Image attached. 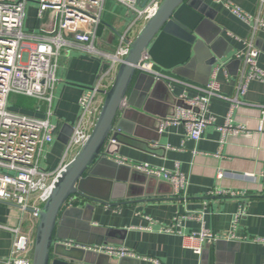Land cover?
<instances>
[{
	"label": "crops",
	"instance_id": "crops-1",
	"mask_svg": "<svg viewBox=\"0 0 264 264\" xmlns=\"http://www.w3.org/2000/svg\"><path fill=\"white\" fill-rule=\"evenodd\" d=\"M188 3L202 18L197 28L200 40L184 66L168 73L202 87L210 71L220 66L217 74L220 93L235 97L242 71V63L235 55L245 48L244 42L250 41L258 50L256 63L264 71V29L253 33L225 4L239 7L250 16H258L263 22L264 4L261 0H188ZM115 6L125 10L116 1L105 0L101 13L96 47L106 52L115 50L118 34L130 23L110 13ZM37 8L35 2L26 5L25 32L37 33L45 29V16L38 19ZM104 68L100 58L78 50L61 53L52 100L53 116L49 117L50 122L58 124L60 133L66 124L76 120L78 98L94 85ZM147 79L145 76L137 78V84L131 87L125 100V108L139 106L141 125L135 128L138 127L142 138H137L131 147L120 146L118 160H125L130 166L145 164L151 169L179 170L185 177L186 188L176 196L173 186L162 176L155 175L158 180L153 186L138 190L120 206L93 205L87 224L100 231L99 239L103 242L85 247L125 248L133 255L121 260L104 254L107 258L97 260V264H154L152 260L161 264H264V247L252 241L264 239V117L256 106L264 105V83L251 81L245 94L239 96L245 104L238 107H232L225 99L213 98L208 116L215 122L205 128L200 141L193 142L185 138L181 125L157 131L155 119L170 112L174 98L179 99L183 94L194 97L198 92L163 81L166 87L158 89L147 106L140 98ZM7 108L20 115L46 118V103L32 98L11 95ZM228 117L233 125L244 126L246 133L222 136L216 127L222 126ZM261 122L262 129L258 130ZM54 137L42 153L41 166L49 170L58 167L65 146L58 135ZM224 191L234 196L218 194ZM240 206L245 215L237 220ZM71 208L82 206L70 201L66 210ZM76 213L60 219V228L81 231L83 226L88 227L83 222L85 214ZM19 218L16 206L0 202V224L14 227ZM29 227V221L24 220L23 229ZM36 228L37 225L31 229L34 238ZM165 229L173 233H166ZM201 230L211 231L219 240L208 245L201 243L200 254H195L190 247L196 241L192 243L187 237ZM11 242L12 234L0 229L1 261L9 255ZM69 242L75 244L76 241Z\"/></svg>",
	"mask_w": 264,
	"mask_h": 264
},
{
	"label": "built area",
	"instance_id": "built-area-1",
	"mask_svg": "<svg viewBox=\"0 0 264 264\" xmlns=\"http://www.w3.org/2000/svg\"><path fill=\"white\" fill-rule=\"evenodd\" d=\"M114 1L123 6L132 15L133 20L123 33L118 34L115 50L106 52L96 47L105 0H0V202L14 205L20 211L17 226L0 224V229L12 234L9 255L4 261L0 260V264H32L34 237L31 229L38 224L39 212L65 166L78 155L90 138L104 97L113 85L119 65L124 62L140 29L156 14L163 0ZM144 1L146 3L141 7ZM30 2L37 4L38 19L45 16V29L37 33L23 30L25 8ZM261 4H264V0H261ZM225 5L253 33L264 29V22L258 16H250L229 3ZM244 46L245 48L235 55V59L242 63V71L236 96L232 98L220 93L217 81L220 66L212 69L208 82L200 87L157 69L145 53L136 65L137 71L154 80L174 82L198 92L194 97L185 94L180 96L179 99L184 101L188 108H176L173 114L162 120L159 129L181 125L185 138L198 142L202 139L205 128L215 122L213 117L208 116L209 103L213 98L225 99L232 107L245 104L239 96L245 94L251 81L259 80L264 83V71L256 63L258 50L250 41L244 42ZM69 49L100 58L105 68L101 70L94 85L84 90L78 98L79 113L76 120L70 124L71 131L61 161L56 169L49 170L41 166V161L44 148L54 141L55 135H60L58 124L49 120V117L53 116L52 100L57 83V62L61 53ZM11 95L45 102L46 118H33L9 111L7 107ZM256 106L264 117V105ZM216 128L222 136L246 133L244 126L233 125L229 117L222 126ZM261 129L262 122L258 127V130ZM120 162L128 164L125 160ZM131 167L149 175L162 176L173 186L176 196H180L186 188L185 177L179 170L169 172L162 168L151 169L145 164ZM218 176L221 178L222 174L219 173ZM262 176L264 178V172ZM218 194L234 196L226 191ZM244 215L243 207L240 206L236 219ZM24 220L29 221L28 230L23 229ZM164 231L173 233L171 229ZM187 238L192 243L196 241L190 247L195 254H200L201 243L208 245L219 240V237L209 230L191 233ZM252 241L264 247L263 238H255ZM87 249L119 258L133 257L125 248L95 246ZM152 262L161 264L158 260Z\"/></svg>",
	"mask_w": 264,
	"mask_h": 264
},
{
	"label": "water",
	"instance_id": "water-1",
	"mask_svg": "<svg viewBox=\"0 0 264 264\" xmlns=\"http://www.w3.org/2000/svg\"><path fill=\"white\" fill-rule=\"evenodd\" d=\"M145 3L140 6L144 7ZM155 13L140 29L124 62L119 65L90 138L65 166L39 212L32 264H97V260L107 258L85 247L103 242L100 231L87 224L93 205L120 206L135 192L153 186L158 180L155 175L134 170L118 160L120 146L131 147L137 138H142L138 127L135 128L141 125L139 106L125 108V100L131 87L137 84L136 79L145 76L150 81H144L140 98L147 106L152 103L153 95L166 87V82L137 71L136 65L146 53L153 65L162 71L171 72L184 66L200 40L197 28L202 18L191 9L188 0H163ZM172 102L174 107L170 112L155 119L157 131L162 120L176 108H188L180 99L174 98ZM65 129L58 136L64 144L71 131L70 125L66 124ZM70 201L82 208L66 210ZM76 212L85 214L83 222L88 227L83 226L81 231L61 229L58 221ZM69 240L76 242L73 244Z\"/></svg>",
	"mask_w": 264,
	"mask_h": 264
},
{
	"label": "rangeland",
	"instance_id": "rangeland-1",
	"mask_svg": "<svg viewBox=\"0 0 264 264\" xmlns=\"http://www.w3.org/2000/svg\"><path fill=\"white\" fill-rule=\"evenodd\" d=\"M111 12V14H113L114 15V17H116V16H119V17H121V19H126V20H130V22L133 20V17H132V15L131 14H129V12H127V11H125V10H121V8H119V7H117V6H115V7H113V8H111V10H110ZM35 233V232H34ZM33 237H34V234H33Z\"/></svg>",
	"mask_w": 264,
	"mask_h": 264
}]
</instances>
